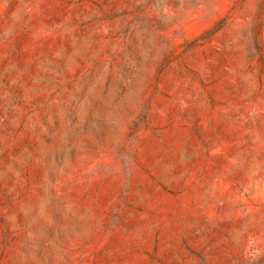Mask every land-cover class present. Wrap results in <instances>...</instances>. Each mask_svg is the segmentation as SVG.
Instances as JSON below:
<instances>
[{
	"label": "rangeland",
	"instance_id": "374dc122",
	"mask_svg": "<svg viewBox=\"0 0 264 264\" xmlns=\"http://www.w3.org/2000/svg\"><path fill=\"white\" fill-rule=\"evenodd\" d=\"M0 264H264V0H0Z\"/></svg>",
	"mask_w": 264,
	"mask_h": 264
}]
</instances>
